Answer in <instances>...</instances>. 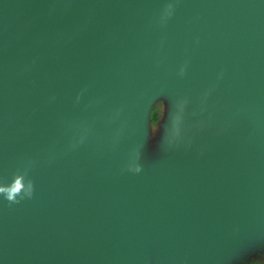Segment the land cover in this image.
Instances as JSON below:
<instances>
[{
	"label": "water",
	"instance_id": "1",
	"mask_svg": "<svg viewBox=\"0 0 264 264\" xmlns=\"http://www.w3.org/2000/svg\"><path fill=\"white\" fill-rule=\"evenodd\" d=\"M260 248L264 0H0V264Z\"/></svg>",
	"mask_w": 264,
	"mask_h": 264
},
{
	"label": "rangeland",
	"instance_id": "2",
	"mask_svg": "<svg viewBox=\"0 0 264 264\" xmlns=\"http://www.w3.org/2000/svg\"><path fill=\"white\" fill-rule=\"evenodd\" d=\"M167 113V105L164 100H159L153 106L149 120V142L148 147L151 148L159 141L161 134V125ZM238 264H264V249L260 248L243 257Z\"/></svg>",
	"mask_w": 264,
	"mask_h": 264
}]
</instances>
